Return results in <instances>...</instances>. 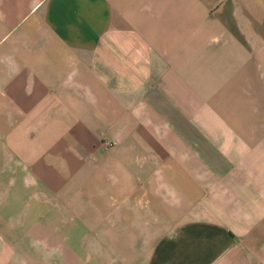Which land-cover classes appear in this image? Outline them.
Wrapping results in <instances>:
<instances>
[{
    "label": "crops",
    "instance_id": "obj_1",
    "mask_svg": "<svg viewBox=\"0 0 264 264\" xmlns=\"http://www.w3.org/2000/svg\"><path fill=\"white\" fill-rule=\"evenodd\" d=\"M0 264H264V0H0Z\"/></svg>",
    "mask_w": 264,
    "mask_h": 264
},
{
    "label": "rangeland",
    "instance_id": "obj_2",
    "mask_svg": "<svg viewBox=\"0 0 264 264\" xmlns=\"http://www.w3.org/2000/svg\"><path fill=\"white\" fill-rule=\"evenodd\" d=\"M56 204H58V202H55Z\"/></svg>",
    "mask_w": 264,
    "mask_h": 264
}]
</instances>
